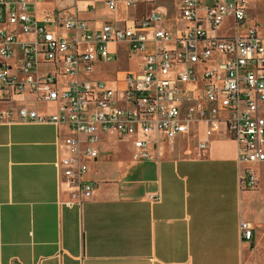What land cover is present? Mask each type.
Segmentation results:
<instances>
[{
	"label": "crops",
	"instance_id": "obj_1",
	"mask_svg": "<svg viewBox=\"0 0 264 264\" xmlns=\"http://www.w3.org/2000/svg\"><path fill=\"white\" fill-rule=\"evenodd\" d=\"M24 1L40 24L49 22L69 41L72 35L63 27L69 19L84 21L96 32L106 23L122 27L154 11H146L153 3H140L144 10L136 16L140 5L129 7L130 0H120L115 12L105 0H59L58 6ZM1 32L16 35L19 43L33 39L7 24H0ZM148 37L151 52L153 37ZM109 50L114 63H98L76 78L118 88L126 73L141 70L144 53L130 55L123 45ZM121 57L135 66L113 73L104 69L117 66ZM4 61L9 75L21 79L20 48ZM53 70L42 65L38 75ZM72 79L58 76L62 87ZM22 108L43 116L57 113L55 105L27 92L10 97L0 92V113ZM68 137L65 127L51 124H0V264H264V164L240 162L225 125L204 151L199 149L204 127L197 126L173 142L159 141L143 161L134 158L132 138H125L132 155L120 158L121 150L110 157L101 148L110 139L102 137L98 159L88 161L96 190L81 207L67 206L71 197L56 167ZM246 169L256 178L253 189L242 184ZM242 222L254 229L250 243L242 240Z\"/></svg>",
	"mask_w": 264,
	"mask_h": 264
},
{
	"label": "built area",
	"instance_id": "obj_2",
	"mask_svg": "<svg viewBox=\"0 0 264 264\" xmlns=\"http://www.w3.org/2000/svg\"><path fill=\"white\" fill-rule=\"evenodd\" d=\"M115 12L120 0H105ZM262 0H182L179 18L183 28L173 34L164 27V16L153 11L122 27L106 23L93 32L84 21L67 20L66 36L40 24L24 0H0V24L19 28L33 39L19 43L16 35L0 33V58L23 53L22 78L8 73L0 63V92L3 97L27 92L36 100L56 106L57 113L43 116L26 108L0 113L1 123L51 124L65 127L66 154L56 167L69 191L68 207L92 199L95 183L88 178V161L99 157L102 137L132 138L136 161L149 160L159 141L173 142L204 127L209 139L225 125L228 137L238 146L239 160L248 165L264 164V38L257 23H249L247 3ZM155 0H130L127 6L152 4ZM234 19L233 34L218 31L225 19ZM149 35L154 47L147 51ZM110 45L125 46L130 55L144 53L138 72L124 75L120 86L84 82L76 77L98 63H114ZM42 65L54 70L38 75ZM71 77L63 87L58 76ZM16 116V119H15ZM256 178L245 170L242 184L256 187ZM241 236L252 242L254 229L241 223Z\"/></svg>",
	"mask_w": 264,
	"mask_h": 264
},
{
	"label": "rangeland",
	"instance_id": "obj_3",
	"mask_svg": "<svg viewBox=\"0 0 264 264\" xmlns=\"http://www.w3.org/2000/svg\"><path fill=\"white\" fill-rule=\"evenodd\" d=\"M55 5H59V0H47ZM182 0H156L155 3L152 5H149L146 7V11L155 10L162 13L164 16V21L166 23L167 29L169 31L175 32L177 29H181L183 27V23L178 17L179 15V8L181 5ZM138 11L134 13V15L139 16L140 12L144 10V7L139 4ZM64 9V12H66V7L62 8ZM68 12H71L70 9H68ZM247 13H248V20L249 23H257L258 25V31L261 37L264 38V0L262 1H251L247 3ZM133 16V13H131ZM233 26H234V19L232 17H228L225 19L222 26L219 28V35L221 36H230L233 34ZM119 64L117 66H106L104 69L110 73L115 72V69H131L135 66V62L131 60L128 62L125 58H119ZM67 80V79H65ZM64 81V80H63ZM118 137H110L109 140L104 142L101 145V148L109 151L110 157H113L116 150H121L120 158H126L131 153L128 152L130 147L129 140H119ZM120 142V143H119ZM96 149H99V145L94 146ZM132 155V154H131Z\"/></svg>",
	"mask_w": 264,
	"mask_h": 264
}]
</instances>
